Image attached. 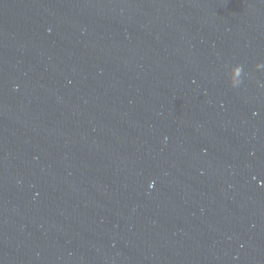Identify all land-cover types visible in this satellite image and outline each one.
<instances>
[{"label": "water", "instance_id": "water-1", "mask_svg": "<svg viewBox=\"0 0 264 264\" xmlns=\"http://www.w3.org/2000/svg\"><path fill=\"white\" fill-rule=\"evenodd\" d=\"M0 264H264V0H0Z\"/></svg>", "mask_w": 264, "mask_h": 264}]
</instances>
